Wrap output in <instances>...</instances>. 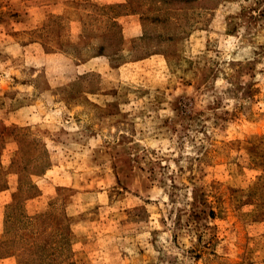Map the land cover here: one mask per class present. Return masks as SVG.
Segmentation results:
<instances>
[{"label": "rangeland", "instance_id": "rangeland-1", "mask_svg": "<svg viewBox=\"0 0 264 264\" xmlns=\"http://www.w3.org/2000/svg\"><path fill=\"white\" fill-rule=\"evenodd\" d=\"M0 264H264V0H0Z\"/></svg>", "mask_w": 264, "mask_h": 264}, {"label": "trees", "instance_id": "trees-1", "mask_svg": "<svg viewBox=\"0 0 264 264\" xmlns=\"http://www.w3.org/2000/svg\"><path fill=\"white\" fill-rule=\"evenodd\" d=\"M39 220L40 218L37 217ZM20 230H26L27 228L25 227H22V228H19ZM24 240H23V237L21 236H18L17 239H13L12 241L11 240H8V241H5L4 243H2V245H5L6 247L10 246V247H13V246H16V245H19L21 243H23Z\"/></svg>", "mask_w": 264, "mask_h": 264}]
</instances>
